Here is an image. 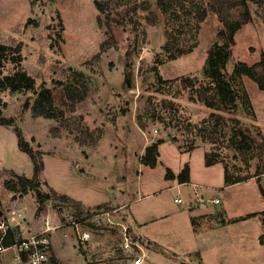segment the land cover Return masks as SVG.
<instances>
[{"label": "rangeland", "instance_id": "obj_1", "mask_svg": "<svg viewBox=\"0 0 264 264\" xmlns=\"http://www.w3.org/2000/svg\"><path fill=\"white\" fill-rule=\"evenodd\" d=\"M96 1L104 11L97 9ZM213 3L0 0V43L22 44L19 54L0 58V78L22 68L36 81L33 90L0 93L2 116L15 120L24 138L43 154V191L52 187L81 200L86 208L92 206L82 214L60 202L39 203L34 192L23 196L9 191L5 182L12 172L32 177L34 164L19 148L14 126L0 125V237L12 230L21 240L39 232L46 221L68 224L52 236L55 263L132 264L120 247L123 224L148 248L144 264L252 261L228 230L223 234V229H193L185 208L194 186L169 188L165 179L168 169L179 172L188 163L202 197L216 196L223 202L229 197L233 215L237 210L242 215L264 208L262 195L252 187L223 191L222 163L205 164L209 153L224 162L232 176L250 177L264 189V91L247 77L233 78L240 102L231 112L190 100L194 89H183L177 79L190 77L207 84L203 66L208 49L218 31L241 20L247 10L253 21L235 35L227 76L239 61L253 65L260 60L264 6L249 2L247 9L243 0H234L217 13L211 11ZM167 42L172 51L164 49ZM147 50L155 55L147 56ZM40 92L49 98L54 118L34 115ZM233 136L247 145L237 148L230 142ZM160 139L167 143L161 147L158 165L144 166L145 147ZM101 203L108 204L114 225L92 217L97 211L93 207ZM129 211L141 223L148 221L143 232L163 248L138 234ZM88 216L83 230L91 233L90 239L78 244L69 223ZM247 244L253 248V240ZM6 254L10 255L6 264H21L15 250Z\"/></svg>", "mask_w": 264, "mask_h": 264}, {"label": "trees", "instance_id": "obj_2", "mask_svg": "<svg viewBox=\"0 0 264 264\" xmlns=\"http://www.w3.org/2000/svg\"><path fill=\"white\" fill-rule=\"evenodd\" d=\"M233 1L234 0H214L213 5H211V11L222 13ZM249 2L264 6V0H243V3L247 9ZM95 5L100 12L104 11V7L99 2L96 1ZM251 21H253L252 15L249 10H247L241 20L228 22L218 31L216 41L208 49L207 58L203 66V75L205 79H207V84H200L198 79L195 78H177L180 80L183 89L186 90L190 88L192 91L194 89L195 92H192L190 95V100L194 102H201L209 108L236 112L239 106L240 98L237 91L232 86L231 80L233 78L247 77L253 80L260 90L264 91V51L260 54V60L253 65H249L242 61L235 63L232 70V75L230 77L227 76V64L233 56V47L236 45L235 35L242 25ZM164 49L167 52L172 51L169 42L164 45ZM21 51L22 44L12 46L0 43V58H4L12 54H19ZM154 69L156 70V68ZM159 81H162L161 77H159ZM198 84H200L199 87H197ZM35 86V79L22 68H18L13 74L5 75L4 77L0 78V93L5 89H10L12 91L24 89L33 90L35 89ZM69 95L72 96V94ZM84 97L85 96H81L79 99L82 100ZM34 115L43 116L46 118L55 117V113L49 103V98L44 92H40L38 95V99L34 105ZM0 125L14 126L19 148L21 151L27 153L31 157V160L34 164V172L32 177H27L26 175H20L16 172H12L13 177L5 182V187L9 191L19 192L23 196L28 195L30 192H34L39 203L43 204L47 201H55L71 207L73 210H75V212L83 214L86 211H90V208L92 207L86 208L81 201H78L68 195L60 194L52 187L48 192L43 191L40 181L41 173L45 168L43 154L39 151H36L24 138L21 130L15 125V120L3 117L1 111ZM201 131H203L202 133L205 135L204 129ZM239 135L241 138L246 139V136L243 132H240ZM205 138L209 137L206 135ZM164 142L165 140L160 139L146 147L145 154L141 158V163L144 166L153 169L158 165L160 156L159 146ZM230 142L233 143L237 148H243L247 145L244 140H240V142L237 143L235 141V136L231 138ZM262 148L264 149V140L262 142ZM219 162L222 163L225 168V186L247 181L250 178L232 176L229 172L228 166L224 162L219 161L216 158L210 156L209 153H206V166H212ZM165 179H176L179 184L189 183V164H185L178 175H175L171 169H168ZM260 191L264 197V189L261 185ZM93 208L98 210L103 208L109 209V206L108 204H100ZM261 214H264V212H261ZM257 215L258 213H252L247 215V218H252ZM16 241V233L12 230H8L4 239L5 245L10 246ZM261 241L264 242V235L261 236Z\"/></svg>", "mask_w": 264, "mask_h": 264}, {"label": "crops", "instance_id": "obj_3", "mask_svg": "<svg viewBox=\"0 0 264 264\" xmlns=\"http://www.w3.org/2000/svg\"><path fill=\"white\" fill-rule=\"evenodd\" d=\"M166 143L167 142H165V144ZM163 145L164 144H161L159 146L160 156H161V147ZM181 170L179 172H174V171L173 172L175 173V175H178L181 172ZM224 181L225 180H223V185L220 187L223 188L224 189L223 191H226V193H228V191L231 190L235 186H245V187H252V190H255V191L258 190L259 193L262 195L260 191V186L257 183V181L254 179H248L247 181L232 184L229 186H225ZM167 182H169L168 185L171 186L169 188H174V189L182 188L183 186L187 184L194 186V191L189 194V202H188L187 208H185L187 213L189 214L191 227L193 229H197L198 231H202V232H208L213 229L215 230L223 229L224 230L223 234H226L225 230H228L229 234L233 235L235 239L241 241L242 251L245 252V254L250 255V257L252 256L251 257L252 261H248V259L247 260L242 259V261L240 262L237 261L238 264H264V242L261 241V236L264 235V215L261 214V212H264V208H261L258 211L249 212L247 214H242V215L240 212L238 213V210H237L236 215H233L232 213L235 212L232 210L233 201L229 199V197L225 202H223L222 199L216 196L214 198L202 197L197 187L198 184L194 183L195 181L192 176V169H190V182L189 183L179 184L176 179L167 180ZM215 199H219L220 202L216 204L214 202ZM78 201H81V200H78ZM263 201H264V197H263ZM83 205L86 206L84 203ZM213 206L217 208L222 206V208H220L221 210H217V209L215 210ZM87 207H92V206H87ZM252 213H258V215L252 218H247V215L252 214ZM129 214L132 218V221L131 220L130 221L135 223L138 234L152 241L154 244L159 245V248H163V245L159 244L155 239H153L152 237L148 236L146 233L143 232L142 230L143 225H145V223L148 221H145V222L143 221V223H141L140 221L137 220L134 214H132V211H129ZM195 218H198V219L194 220ZM194 234H196V231H194ZM248 239L253 240V248H251L247 244ZM9 256H10L9 254H6V255L4 254L0 258V264H6L7 260L9 259L8 258ZM200 256H201V253H200Z\"/></svg>", "mask_w": 264, "mask_h": 264}, {"label": "built area", "instance_id": "obj_4", "mask_svg": "<svg viewBox=\"0 0 264 264\" xmlns=\"http://www.w3.org/2000/svg\"><path fill=\"white\" fill-rule=\"evenodd\" d=\"M147 56H154L155 53L147 50ZM176 202H181L182 199H176ZM214 202L218 204L220 202L219 199H215ZM92 215L95 218H101L103 221L107 220L108 223L114 225L111 219V211L96 209ZM115 211V210H114ZM117 211V210H116ZM91 216V214H90ZM88 217L77 218L72 220L69 225H72V229L74 230L73 234H71L72 238L77 240L78 244H84L89 241L91 233L83 230L86 221H88ZM68 224H58L53 225L50 221H46L44 227L36 233H32L27 237L17 240L10 246H6L4 239L5 236L0 237V258L9 250H15V258L20 261L21 264H57L54 262L53 256L51 255L52 248V236L53 234ZM121 226V242L120 247L121 250L128 256L129 260L132 264H144L149 256H148V248L142 243V241L137 238L134 232H130L129 228L123 224H119Z\"/></svg>", "mask_w": 264, "mask_h": 264}]
</instances>
